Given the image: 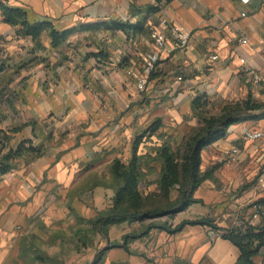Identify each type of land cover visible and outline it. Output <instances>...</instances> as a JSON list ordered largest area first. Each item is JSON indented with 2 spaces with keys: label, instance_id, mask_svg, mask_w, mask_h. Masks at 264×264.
I'll return each instance as SVG.
<instances>
[{
  "label": "crops",
  "instance_id": "crops-1",
  "mask_svg": "<svg viewBox=\"0 0 264 264\" xmlns=\"http://www.w3.org/2000/svg\"><path fill=\"white\" fill-rule=\"evenodd\" d=\"M2 1L27 12L31 22L47 21L70 34L58 47L52 46L46 29L34 41L18 34L0 10V134L10 137L11 146H50L46 164L25 166L22 172L14 164L0 176L21 175L13 191L17 199L0 200V264H21L19 242L34 218H62L68 206L91 218L83 204L92 203L96 212L109 206L102 199L110 188L87 174L96 170L98 160L109 167L115 158L127 162L146 123L161 118L162 126L195 124L193 102L202 94L219 106L248 96L261 98L264 80L256 82L241 70L251 67L264 76V0ZM112 21L131 26L116 28ZM166 21L191 32L187 48L172 49ZM101 22L109 26L91 27ZM151 26L167 34L166 49L151 40ZM151 53L157 54V62L147 89L140 92L129 70L143 71V59ZM254 125L250 119L232 124L225 138L203 150V158L222 159L224 150L238 146L237 166L256 158L264 164V141L243 139L244 129ZM253 143L260 149L254 150ZM202 185V202L163 220L175 226L206 217L198 207L207 208L218 193L213 179ZM63 200L72 202L66 207ZM209 233L206 225H186L174 234L153 228L129 244L130 253L110 248L102 264H236L238 247L221 236L210 241ZM254 259L264 264V247Z\"/></svg>",
  "mask_w": 264,
  "mask_h": 264
},
{
  "label": "trees",
  "instance_id": "trees-1",
  "mask_svg": "<svg viewBox=\"0 0 264 264\" xmlns=\"http://www.w3.org/2000/svg\"><path fill=\"white\" fill-rule=\"evenodd\" d=\"M0 10L6 22L17 26L18 34L30 36L34 41L39 42L46 29L49 30L52 38V46L58 47L70 34L69 31L55 29L52 23L47 21L31 22L27 12L12 8L2 0H0ZM91 25V27L105 26V28L109 26L106 22ZM111 25L124 30L131 26L128 22L119 21H112ZM0 70H2L1 67ZM202 99H208L207 95L202 94L195 98L193 109L198 110L202 106ZM254 118H264V103L255 102L248 96L245 100L226 103L219 117L205 118L204 124L185 141L183 150L176 151L170 141H164L154 146L152 150L142 152L141 144L146 134L155 133L163 125L161 118L155 119L142 134L136 136L132 156L127 162L120 158L112 161L109 167L111 180L102 183L114 192L111 204L98 210L91 218H85L76 213L80 222L86 220L90 225L88 228L79 229L85 233L81 238L84 245L88 244L86 233L94 232L95 235H100L109 241L111 227L124 222L137 221L142 226V230L124 234L122 242H108L109 245L97 252L92 261L85 264H102L107 251L112 247H123L130 253L129 244L148 234L153 228L174 234L186 225H206L216 231L222 229L221 237L230 240L240 251L236 264H259L254 257L264 247V222L260 224L245 222L239 226L234 225L223 229L214 223V219L207 216L184 219L175 226L168 221H160L163 217H174L192 204L203 201L197 198L195 193L204 181L212 177L216 169L214 166L202 171L203 150L225 138L232 124ZM9 139L6 133L0 134V176L13 168L15 160L23 153L25 146L24 142L16 147L11 146ZM31 149L41 150L39 147ZM152 184L156 185L154 189L150 188ZM257 202L264 206V198H260ZM29 254L26 245L22 243L20 257L23 258ZM34 255H32L34 260L47 261L50 258L42 251L35 252Z\"/></svg>",
  "mask_w": 264,
  "mask_h": 264
},
{
  "label": "rangeland",
  "instance_id": "rangeland-1",
  "mask_svg": "<svg viewBox=\"0 0 264 264\" xmlns=\"http://www.w3.org/2000/svg\"><path fill=\"white\" fill-rule=\"evenodd\" d=\"M259 90L261 98H254L253 101L264 103V99H262L264 96V86ZM3 91L7 93L6 88H4ZM249 97L251 98V96ZM145 98L147 97H144V99ZM202 100V106L198 110L193 109L192 107L195 124L192 125L185 122L175 125H164L155 133L146 134L141 144V149L144 152L150 151L154 146H157L164 141H170L174 150H183L185 141L204 124L205 118L219 117L223 112L224 105L219 106L216 102H211L209 98ZM250 120L255 123L254 126L256 127L264 124V118H254ZM148 124L149 123H146L144 125V130L150 125ZM40 138L35 142L36 146L39 144L41 140ZM17 145L18 143H15L14 147ZM29 145L32 146L30 143ZM260 146L261 145L258 143L251 144V147L254 150L260 149ZM32 147L34 148V146ZM32 147H24V150L22 151L23 153L17 158V162H14L20 172L24 170L25 166H36L42 163L46 164L47 160L50 159V157L47 156L50 152V146L43 147L44 149L37 151L36 149H31ZM237 163L238 161L228 162L225 158L211 159L207 154L204 155L201 163L203 172L216 166L210 179H213L214 181L216 188L212 189H217L218 197L214 199L217 201H214L207 208H198H201L202 213L205 212L203 216L214 219V223L223 229L234 225L239 226L245 222H251L254 210L253 204L260 198H264V186L262 181L264 179V164L259 158H256L253 162L250 161L243 168L237 166ZM95 167L96 170L92 168L94 171L87 174L88 179L90 180L94 178L100 183L110 182L111 174L108 164L104 163L103 160H98V164H96ZM20 176L21 175L18 174H12L10 177L6 176L0 179V200L17 199L13 191H16V189L19 188V185H16L15 180ZM155 187V184L150 186L151 189H154ZM205 189V185H201L196 191L195 196L203 200L202 195ZM61 190L63 193L70 191L64 188ZM108 190L109 191L105 193L102 199L105 200L106 205L111 204L113 196V191L110 189ZM99 192L100 191H98L96 196L98 200H101L102 195ZM71 202L72 200H63L66 207L70 205ZM96 208L97 207H94L92 203H90V205L83 204L82 206L83 212L90 214V217L96 215ZM67 209L68 213L65 215L63 214L64 216L62 218H48L41 215L32 220L30 227L22 237L23 240L21 239L19 242V246L21 247L22 243H24L27 252L30 253L21 258V264H85L92 261L97 252L109 245L108 242H122L124 234L139 232L142 230V226L137 221L124 222L112 227L109 234V241L100 235H95L94 232L86 233L88 244L84 245L81 238L85 233L82 230L79 231V229L88 228L90 225L86 220L80 222L76 214L77 212L72 210L71 207L69 208L68 206ZM193 213L198 215L200 211H193ZM163 218H161L160 221H164L165 219L163 220ZM208 228L209 232L211 231V234L209 233L210 241H213L217 236H221L223 232L222 229L214 232L211 227L208 226ZM91 242H93V244ZM38 251L47 253L50 258H48L47 261L34 260V253Z\"/></svg>",
  "mask_w": 264,
  "mask_h": 264
},
{
  "label": "built area",
  "instance_id": "built-area-1",
  "mask_svg": "<svg viewBox=\"0 0 264 264\" xmlns=\"http://www.w3.org/2000/svg\"><path fill=\"white\" fill-rule=\"evenodd\" d=\"M246 1V0H244ZM165 23V21H163ZM169 30L170 35L173 39L174 45L172 49H179L183 50L187 48L191 41V32L185 28L184 26L174 22L169 21ZM150 38L154 42L155 46L160 49H166L167 48V42L168 37L165 32H163L161 29H159L157 26H151L150 28ZM241 41L243 43L247 42L246 37H242ZM157 54H149L144 57L143 59V71H137L135 69H130L129 74L132 76L135 82L136 88L143 92L147 89L148 83H149V73L155 68L156 62H157ZM241 72L244 75H249L252 77V79L256 82H262L264 80V76L261 72H257L251 67H243ZM243 139L248 142H258V141H264V124L258 127H247L243 131ZM240 154V148L238 146H232L230 148H227L224 150V158L228 162H235L237 160V157ZM263 186H264V179ZM253 215L251 217V222H254V224H260L264 222V206L260 204L259 202H255L253 204Z\"/></svg>",
  "mask_w": 264,
  "mask_h": 264
}]
</instances>
